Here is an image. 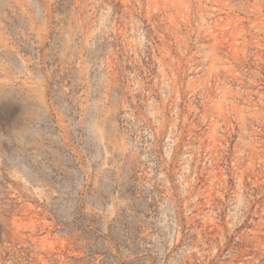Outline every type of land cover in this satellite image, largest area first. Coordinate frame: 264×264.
<instances>
[{
	"label": "rangeland",
	"instance_id": "obj_1",
	"mask_svg": "<svg viewBox=\"0 0 264 264\" xmlns=\"http://www.w3.org/2000/svg\"><path fill=\"white\" fill-rule=\"evenodd\" d=\"M0 264H264V0H0Z\"/></svg>",
	"mask_w": 264,
	"mask_h": 264
}]
</instances>
